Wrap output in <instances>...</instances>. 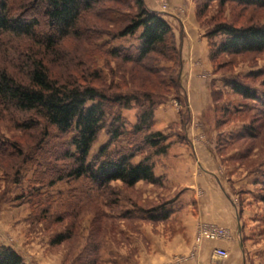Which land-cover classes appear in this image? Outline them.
<instances>
[{
	"label": "trees",
	"instance_id": "obj_1",
	"mask_svg": "<svg viewBox=\"0 0 264 264\" xmlns=\"http://www.w3.org/2000/svg\"><path fill=\"white\" fill-rule=\"evenodd\" d=\"M193 1L197 17L204 15L211 3L264 8V0ZM206 35L220 38L209 45L211 62L223 55L264 52V24L235 27L220 23ZM131 38L137 43L114 45L115 41ZM71 39L90 47L84 54L91 55L90 67L84 61L68 65L72 61L61 60L65 51L60 47ZM178 44L163 13L149 9L144 0H0V123L8 122L14 130L33 139L31 146H26L3 133L0 126V162L12 159L15 175L20 176L34 168L33 184L38 182L46 188L61 180L65 172L72 180L100 189L117 182L127 188L139 183L162 187L157 163L172 145L186 140L185 116L179 131L176 124L168 126L169 133L174 131L171 135L155 129L159 106L174 100L180 109L186 107L181 95ZM6 53L13 58H5ZM53 65L64 66L67 75L56 76ZM125 65L131 66L128 72ZM71 69L78 70L77 74ZM135 69L150 75L153 83L146 85L144 80L143 84L148 88L131 84L138 74ZM225 87L242 100L256 101L264 116V94L258 97L236 79L226 81ZM129 110H135L134 123L123 115ZM242 131L235 140L255 137L257 128L251 123ZM101 132H106L107 141L92 154ZM51 159L53 165L42 169L41 162L49 163ZM60 160L68 163L66 171L56 168ZM49 196L38 191L30 195V216L40 218L39 211ZM257 199L264 204L263 195ZM170 202L147 211H128L121 218L165 222L170 215L165 208ZM110 205L116 206V202ZM65 235L55 236L50 244H62L69 234ZM92 246L91 258L97 264L98 239L93 238ZM0 264L27 263L3 244Z\"/></svg>",
	"mask_w": 264,
	"mask_h": 264
},
{
	"label": "rangeland",
	"instance_id": "obj_2",
	"mask_svg": "<svg viewBox=\"0 0 264 264\" xmlns=\"http://www.w3.org/2000/svg\"><path fill=\"white\" fill-rule=\"evenodd\" d=\"M144 1L149 9L164 12V18L168 17L174 24L177 34L178 26L186 32L182 48L179 46L182 60L181 95L186 100V107L180 109L176 101L169 100L164 104L165 110L161 112L159 109L155 114V129L171 135L174 131L169 133L166 123L177 117L176 129L179 131L182 117H187L186 135L192 137L193 141L190 149H183V153L180 149L173 151L178 153V158L175 159L162 158L165 170L162 168V162L157 163L156 174H161L162 187L139 183L127 188L117 182L109 185L108 189H100L82 180H72L65 172L60 177L61 180L46 188L38 182L33 184L36 173L34 168L21 176L15 175L13 160H2L0 245L5 244L14 249L27 264H93L95 260L91 258L92 254L94 255L92 241L95 238L100 242L97 264H153L155 259H159L157 249L170 250L169 243L175 235L174 224H179L181 220L175 218L151 223L121 217L123 214L125 217L128 211H147L170 201L166 210L173 209L180 212V216H188L185 204L187 196L200 194L197 188H193L189 193L191 188L187 187L190 179H196L199 175L191 168L195 167V162L200 157L196 154L199 147L215 159L209 172L219 180L223 190L237 200L236 205H239V210L243 212L242 230L247 260L251 264H264V204L257 199L260 195L264 196V116L256 101L242 100L231 93L230 87H225L226 81L236 79L261 97L264 94V52L223 55L214 62L206 55V48L209 54L211 41L220 40L219 37L207 38V32L214 25H263L264 8L244 9L234 4L219 6L217 3H211L204 15L197 17L196 3L193 0ZM192 13L198 25L187 23V18L191 17ZM89 19L99 25L103 24ZM177 41L179 43V40ZM136 43V40L131 38L115 41L114 45L128 47ZM89 48L83 41L68 40L60 47L65 51L61 60L64 63L72 61L68 65H77L79 61H84L87 67H90L91 55H84ZM4 57L13 58L11 53H6ZM111 67L115 68V64L112 63ZM124 67L128 72L131 66ZM64 68L51 66L56 76L67 75L68 71ZM71 71L77 74L78 70ZM135 71L138 73L137 77L131 82L135 88H141L144 80L146 85L153 83L149 74L139 69ZM134 114L135 110L123 112L129 123H134ZM251 123L257 128L256 136L235 140L236 135L244 133L243 128ZM0 126L3 133L15 137L19 143L26 146L33 143V139L30 140L27 135L14 130L10 123L2 122ZM171 139L175 140V137ZM106 141V132H101L92 154ZM192 153L194 158L191 162H185ZM184 155L187 158L183 157ZM53 163L52 159L49 163L41 162L42 169ZM67 165L65 160H60L59 167H55L66 171ZM17 180L19 184L15 183ZM35 191L50 195L45 198L46 202L39 211V219L30 216L31 209L28 206L30 195ZM112 201L116 202V206L111 207ZM65 234L69 235L62 244H50L52 238Z\"/></svg>",
	"mask_w": 264,
	"mask_h": 264
},
{
	"label": "crops",
	"instance_id": "obj_3",
	"mask_svg": "<svg viewBox=\"0 0 264 264\" xmlns=\"http://www.w3.org/2000/svg\"><path fill=\"white\" fill-rule=\"evenodd\" d=\"M162 13L164 14V12ZM184 20H186V18H184ZM167 21L172 25L174 31H176L174 24L168 20V17ZM187 21L188 24L193 23L192 26L198 25L193 13L191 17L187 18ZM175 34L182 48L184 39L186 38V32L178 26V34L177 32H175ZM206 55H208L207 48ZM160 107L156 112H158L159 109L161 112L165 110V105ZM176 118L172 119V122L166 123V127L172 123L177 124V121H175ZM191 141L192 137L186 135L185 141L177 142L172 145L166 157L168 159L178 158V153H173V151H178V149H180L182 153L183 151L185 152L183 149H190ZM197 149L198 152L196 150V154L200 157H198L197 162H195V167L191 168L192 171L197 172L199 175L196 179L191 178L187 187L188 189L191 188L189 193H191L193 188H197L200 190V194L194 197L190 195L187 196L185 204L188 210L187 212H189L188 216L182 214L183 218H181L180 212L173 211V209L169 210V220L178 218L179 221H181L179 224H174L175 235L169 243L170 250L167 251L164 248L157 249L159 250L157 253L159 254V259L158 261L155 259L153 264H251V262L247 260V253L243 242V212L241 213V210H239V205L237 207V200L235 201L234 197H231L227 191L223 190V186L218 182L219 180H216L214 176H212L213 173L209 172V168L212 169L211 165H214L215 159L207 151L199 147ZM185 155L183 157L187 158ZM188 158L185 162H191L192 158H194L193 153ZM161 162V164H163V167H161L165 170V163L163 160ZM157 176H161V174L159 173ZM178 200L179 198L177 202ZM201 227H218L225 230L227 234L226 237L222 239L210 240L199 238L198 231ZM215 250L226 251L229 254V258L223 261L216 258L214 256Z\"/></svg>",
	"mask_w": 264,
	"mask_h": 264
},
{
	"label": "built area",
	"instance_id": "obj_4",
	"mask_svg": "<svg viewBox=\"0 0 264 264\" xmlns=\"http://www.w3.org/2000/svg\"><path fill=\"white\" fill-rule=\"evenodd\" d=\"M226 234L227 233L225 230L220 229L218 227H201L198 231L199 238H206L210 240L225 238ZM214 256L222 261L227 260L229 258V254L223 250H215Z\"/></svg>",
	"mask_w": 264,
	"mask_h": 264
}]
</instances>
